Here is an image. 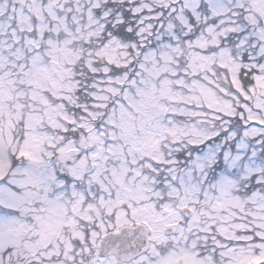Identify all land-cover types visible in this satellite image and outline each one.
<instances>
[{"label":"snow or ice","instance_id":"6c2138e0","mask_svg":"<svg viewBox=\"0 0 264 264\" xmlns=\"http://www.w3.org/2000/svg\"><path fill=\"white\" fill-rule=\"evenodd\" d=\"M0 264H264V0H0Z\"/></svg>","mask_w":264,"mask_h":264}]
</instances>
